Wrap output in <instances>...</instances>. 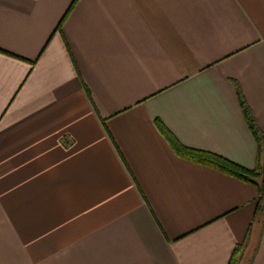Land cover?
Masks as SVG:
<instances>
[{"label":"crops","instance_id":"1","mask_svg":"<svg viewBox=\"0 0 264 264\" xmlns=\"http://www.w3.org/2000/svg\"><path fill=\"white\" fill-rule=\"evenodd\" d=\"M243 103V105H242ZM264 0H0V264H264Z\"/></svg>","mask_w":264,"mask_h":264},{"label":"trees","instance_id":"2","mask_svg":"<svg viewBox=\"0 0 264 264\" xmlns=\"http://www.w3.org/2000/svg\"><path fill=\"white\" fill-rule=\"evenodd\" d=\"M243 105V103H242ZM244 116L254 139L256 141L257 152L256 161L252 169H247L242 166H239L236 163L223 158L214 153L195 150L187 148L179 144L176 140H171V144L174 149L180 153L182 156L193 160L195 162L202 163L214 167L224 173L230 174L238 179H241L245 182L251 183L255 186L257 191L256 196V208L261 206L260 203L264 202V134H260L254 124L251 116L245 106H243ZM239 250V247H236L234 254L232 255L228 264H236V254Z\"/></svg>","mask_w":264,"mask_h":264}]
</instances>
